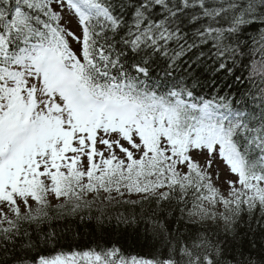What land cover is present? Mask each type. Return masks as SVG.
Segmentation results:
<instances>
[{
    "label": "snow or ice",
    "instance_id": "obj_1",
    "mask_svg": "<svg viewBox=\"0 0 264 264\" xmlns=\"http://www.w3.org/2000/svg\"><path fill=\"white\" fill-rule=\"evenodd\" d=\"M0 264H264V0H0Z\"/></svg>",
    "mask_w": 264,
    "mask_h": 264
},
{
    "label": "trees",
    "instance_id": "obj_2",
    "mask_svg": "<svg viewBox=\"0 0 264 264\" xmlns=\"http://www.w3.org/2000/svg\"><path fill=\"white\" fill-rule=\"evenodd\" d=\"M126 206L108 205V209L115 211H124ZM93 214L96 212L95 206L92 209ZM58 230L63 231V250H86L89 247H95L99 239L95 229L94 221L85 219L83 222L76 218H70L67 221H61L57 225ZM119 244L131 254L147 256L149 250L132 235H118L113 237Z\"/></svg>",
    "mask_w": 264,
    "mask_h": 264
}]
</instances>
